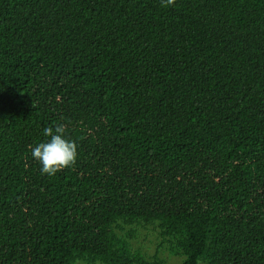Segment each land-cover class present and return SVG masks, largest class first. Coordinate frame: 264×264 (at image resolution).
<instances>
[{"label": "trees", "instance_id": "1", "mask_svg": "<svg viewBox=\"0 0 264 264\" xmlns=\"http://www.w3.org/2000/svg\"><path fill=\"white\" fill-rule=\"evenodd\" d=\"M134 225L264 264V0H0V264H165Z\"/></svg>", "mask_w": 264, "mask_h": 264}, {"label": "clouds", "instance_id": "2", "mask_svg": "<svg viewBox=\"0 0 264 264\" xmlns=\"http://www.w3.org/2000/svg\"><path fill=\"white\" fill-rule=\"evenodd\" d=\"M162 2L172 4L173 0H162ZM43 136L47 139L36 143L31 148V156L39 162L42 174L52 176L75 163L78 146L68 137L65 125L45 127Z\"/></svg>", "mask_w": 264, "mask_h": 264}, {"label": "rangeland", "instance_id": "3", "mask_svg": "<svg viewBox=\"0 0 264 264\" xmlns=\"http://www.w3.org/2000/svg\"><path fill=\"white\" fill-rule=\"evenodd\" d=\"M134 230L135 238L131 240V245L135 249H140L147 258L152 259L154 255L164 261L165 264H181L184 257L182 255H174L170 252L169 242L162 238L158 230L153 225L141 226L134 225L126 227V229ZM76 264H84L76 261Z\"/></svg>", "mask_w": 264, "mask_h": 264}]
</instances>
